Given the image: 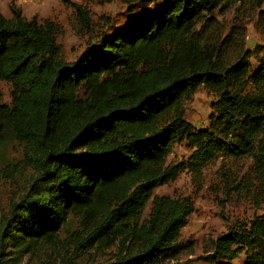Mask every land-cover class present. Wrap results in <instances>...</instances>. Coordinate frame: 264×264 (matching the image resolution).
<instances>
[{"label": "trees", "instance_id": "1", "mask_svg": "<svg viewBox=\"0 0 264 264\" xmlns=\"http://www.w3.org/2000/svg\"><path fill=\"white\" fill-rule=\"evenodd\" d=\"M118 1L133 13L160 0ZM71 7L90 30L89 13ZM10 12H0V81L12 86L10 106L0 101V131L9 128L38 175L3 218L0 264L7 245L17 254L55 246L71 216L90 234H74L80 247L120 243L109 264H172L194 205L154 192L185 171L201 182L220 158L251 161L249 175L223 177L261 214L219 237L201 260L264 264V46L245 43L253 15L264 32V0H170L101 35L73 62L62 58L53 22L27 20L13 2ZM201 89L215 98L205 129L185 118ZM180 144L192 152L172 165Z\"/></svg>", "mask_w": 264, "mask_h": 264}, {"label": "rangeland", "instance_id": "2", "mask_svg": "<svg viewBox=\"0 0 264 264\" xmlns=\"http://www.w3.org/2000/svg\"><path fill=\"white\" fill-rule=\"evenodd\" d=\"M168 1L170 0H160L152 5H140L133 13H129L127 7L118 0L108 4L100 0H0V12L5 18L10 19L12 17L10 4L13 2L27 20L36 17L40 24L44 21L53 22L57 26L56 42L61 56L65 61L73 62L80 58L91 45H95L97 38L101 35L109 37L144 12L158 10ZM71 4L81 6L89 13L90 30L81 29ZM233 17V12L227 14L225 22L229 24ZM248 22L246 36L249 35L250 39L247 40L245 37L246 46L264 43V32H260L256 27L257 16L253 15ZM252 62L255 66V62ZM214 100L213 95L203 89L199 90L186 104V120L197 129L207 128ZM0 101L1 105L10 106L11 104L12 86L8 82L0 81ZM191 152L192 150L186 144L176 145L169 157V163L181 164L187 160ZM26 156L27 149L14 139L7 126L2 127L0 131V228L3 218L9 216L13 206L20 204L29 194L31 184L38 175L37 171L26 162ZM251 165L248 159L220 158L203 171L201 182L196 183L185 171L176 181L155 190V196L190 198L194 205V213L189 217L177 242L181 253L173 262L174 264H207L201 258L212 251L213 243L219 237L236 226L248 224L254 217L261 214V210L255 206L251 196L234 190L235 184L227 183L223 177L225 172L233 178L247 176ZM39 194H34L33 198ZM148 213L149 209L145 217ZM82 231L80 219L71 216L61 229L55 246L37 247L30 253L25 251V253L17 254V250L7 245L10 256L5 264H109L120 253L119 242L108 249L98 248V245L88 250L80 247L75 242L74 234L82 235L84 240L90 236L89 233ZM11 258L13 260L10 261ZM243 262L244 257H241L232 264H243Z\"/></svg>", "mask_w": 264, "mask_h": 264}, {"label": "crops", "instance_id": "3", "mask_svg": "<svg viewBox=\"0 0 264 264\" xmlns=\"http://www.w3.org/2000/svg\"><path fill=\"white\" fill-rule=\"evenodd\" d=\"M250 39V38H249ZM248 39V40H249ZM257 46H264V43H255V44H253V46H251V47H248L249 49H251V50H253L254 48H256Z\"/></svg>", "mask_w": 264, "mask_h": 264}, {"label": "built area", "instance_id": "4", "mask_svg": "<svg viewBox=\"0 0 264 264\" xmlns=\"http://www.w3.org/2000/svg\"><path fill=\"white\" fill-rule=\"evenodd\" d=\"M250 38V36L248 35V36H246V39L248 40Z\"/></svg>", "mask_w": 264, "mask_h": 264}]
</instances>
